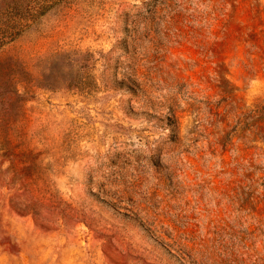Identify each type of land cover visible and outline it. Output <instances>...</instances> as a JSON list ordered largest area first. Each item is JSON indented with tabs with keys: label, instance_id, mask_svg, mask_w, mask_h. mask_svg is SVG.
<instances>
[{
	"label": "rangeland",
	"instance_id": "374dc122",
	"mask_svg": "<svg viewBox=\"0 0 264 264\" xmlns=\"http://www.w3.org/2000/svg\"><path fill=\"white\" fill-rule=\"evenodd\" d=\"M0 264H264V0H0Z\"/></svg>",
	"mask_w": 264,
	"mask_h": 264
},
{
	"label": "trees",
	"instance_id": "16d2710c",
	"mask_svg": "<svg viewBox=\"0 0 264 264\" xmlns=\"http://www.w3.org/2000/svg\"><path fill=\"white\" fill-rule=\"evenodd\" d=\"M33 10L34 9H28V11H33ZM20 20H26V19L25 17H20V19H18L17 21H20ZM23 26L24 25L20 26L19 27L20 29H17L18 31H15V29H12V31L8 33V38H11V39L16 38L17 34L23 30Z\"/></svg>",
	"mask_w": 264,
	"mask_h": 264
}]
</instances>
